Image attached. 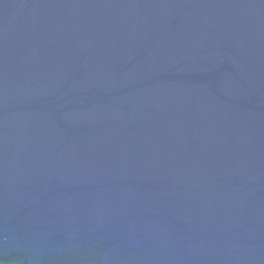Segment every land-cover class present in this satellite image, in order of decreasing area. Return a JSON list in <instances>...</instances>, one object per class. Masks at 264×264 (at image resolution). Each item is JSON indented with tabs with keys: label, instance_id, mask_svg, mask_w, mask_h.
I'll use <instances>...</instances> for the list:
<instances>
[{
	"label": "water",
	"instance_id": "1",
	"mask_svg": "<svg viewBox=\"0 0 264 264\" xmlns=\"http://www.w3.org/2000/svg\"><path fill=\"white\" fill-rule=\"evenodd\" d=\"M0 264H264V0H0Z\"/></svg>",
	"mask_w": 264,
	"mask_h": 264
}]
</instances>
